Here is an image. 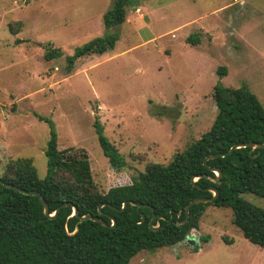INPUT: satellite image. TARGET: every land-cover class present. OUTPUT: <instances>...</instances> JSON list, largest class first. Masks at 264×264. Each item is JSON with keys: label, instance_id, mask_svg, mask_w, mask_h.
Returning <instances> with one entry per match:
<instances>
[{"label": "rangeland", "instance_id": "obj_1", "mask_svg": "<svg viewBox=\"0 0 264 264\" xmlns=\"http://www.w3.org/2000/svg\"><path fill=\"white\" fill-rule=\"evenodd\" d=\"M113 2L0 0V175L10 160L29 157L45 176L49 126L39 117L53 122L58 150L86 152L104 193L130 184L148 164H167L207 132L218 111L215 86L246 83L264 107V0H139L111 29L119 35L114 49L66 73L65 56L105 33ZM194 34L197 46L186 43ZM48 47L62 56L45 60ZM96 125L121 169L103 155ZM239 197L264 209L262 197ZM231 221L230 208L208 206L184 241L128 264H264V249Z\"/></svg>", "mask_w": 264, "mask_h": 264}, {"label": "trees", "instance_id": "obj_2", "mask_svg": "<svg viewBox=\"0 0 264 264\" xmlns=\"http://www.w3.org/2000/svg\"><path fill=\"white\" fill-rule=\"evenodd\" d=\"M138 1L114 0L103 14L105 33L65 56L66 73H71L81 58L112 51L119 35L111 29L125 21L127 10ZM186 43L197 46L200 39L196 34L189 35ZM61 56L59 49L51 47L44 53L47 61ZM217 73L224 76L225 69L218 68ZM214 98L217 115L199 139L175 153L167 164H148L130 184L104 193L92 179L86 152L58 150L53 122L39 117L49 126L45 176H38L32 158L18 157L4 166L0 179L38 192L48 205L49 215L64 203L68 205L50 218L44 215L37 196L0 184V264H128L140 252L184 241L191 231L199 229L208 206L230 208L231 222L238 233L264 249V209L239 197L249 192L264 198V148L231 150L247 143L264 145V107L246 83L234 89L215 86ZM95 129L103 155L113 168L121 169L124 162L117 149L102 127L96 125ZM210 155L216 157L204 164ZM213 168L221 172L217 182L209 179L216 178ZM210 187L217 189L216 198L211 203L192 205L188 220L180 223L185 220V207L190 201L212 198L213 193L207 191ZM87 214L100 218L106 226L79 221ZM152 214V226L158 227L155 230L149 227ZM208 240L205 237L203 242ZM224 241L230 243L226 238Z\"/></svg>", "mask_w": 264, "mask_h": 264}, {"label": "water", "instance_id": "obj_3", "mask_svg": "<svg viewBox=\"0 0 264 264\" xmlns=\"http://www.w3.org/2000/svg\"><path fill=\"white\" fill-rule=\"evenodd\" d=\"M246 146H249V147H262V148H264V145H258V144H254V143H247V144H243V145H239V146H234V147L231 148V150L234 149V148H237V147H246ZM224 155H225V154H219V156H221V157L224 156ZM214 157H216V156H215V155H210V156L206 157V158L204 159V161H203L204 164H206V161H207L208 159H212V158H214ZM211 170H212L214 173L216 172V173H215V174H216V178H209V177H207V176H206V177L209 178L210 180H212L213 182H217L218 179H219L220 176H221V172H220V170L217 169V168H213V169H211ZM198 178H199V177H198ZM0 184L5 185V186L8 187V188H11V189L17 190L18 192H20V193H22V194H24V195L37 196V197L39 198V202H40L41 205L43 206L44 215L49 216L50 218H54L55 215L58 213V211H59V209H60L61 207H63V206H67V205H68V203H64L63 205H61L60 207H58L52 215H49L48 205H47L46 201L41 197V195H40L38 192H36V191H28V190H25V189H21V188L15 186V185H13V184H10V183H4L1 179H0ZM207 191L213 193L212 198H209V199H207V198H195V199H193L192 201H190V202L186 205V207H185V220H183V221L180 222V223H185V222L188 220V216H189V208H190L192 205H196V204H199V203H211V202L216 198V196H217V194H218L217 189H215V188H213V187H210V188L207 189ZM103 205H104V204H103ZM103 205H100V206L98 207V210H99V211H100V208H101ZM76 214H77V209H76V207H73V215H76ZM154 218H155V215L152 214V218H151V220H150V222H149V227H150V229H153V230H155V229L158 228L157 226H155V227L152 226V222H153ZM84 220H91V221H93V222H97V223H100V224L103 225V226H106L105 222L101 221L100 218H98V217H96V216H92V215H90V214H87V215H84V216H82V217H79V221H84ZM114 223H115V221L112 219V225H111L112 227L114 226Z\"/></svg>", "mask_w": 264, "mask_h": 264}]
</instances>
